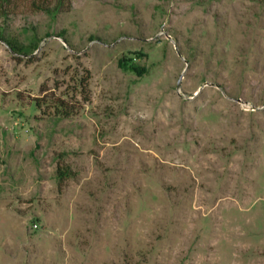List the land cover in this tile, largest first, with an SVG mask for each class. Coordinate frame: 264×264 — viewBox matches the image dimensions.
<instances>
[{
	"label": "rangeland",
	"instance_id": "obj_1",
	"mask_svg": "<svg viewBox=\"0 0 264 264\" xmlns=\"http://www.w3.org/2000/svg\"><path fill=\"white\" fill-rule=\"evenodd\" d=\"M52 1L0 8V264H264V0Z\"/></svg>",
	"mask_w": 264,
	"mask_h": 264
},
{
	"label": "trees",
	"instance_id": "obj_2",
	"mask_svg": "<svg viewBox=\"0 0 264 264\" xmlns=\"http://www.w3.org/2000/svg\"><path fill=\"white\" fill-rule=\"evenodd\" d=\"M9 3V0H0V8L5 7ZM69 9V0H53L52 3H48L47 6H40L38 10L44 11L48 16L54 18L59 14H63L67 12ZM0 40L5 42L12 50L15 52H20L21 50L18 47V43L11 39L5 38L2 33H0ZM79 89L81 93H83V83L80 82ZM46 100L43 98L39 99H32L31 103L36 108H50L52 110V114L58 118H69L76 110L74 105H69L63 98H56L52 99V103L50 105L51 100L48 97H45ZM74 175L66 166H58L56 168V178L58 183H62L63 181L72 178Z\"/></svg>",
	"mask_w": 264,
	"mask_h": 264
},
{
	"label": "water",
	"instance_id": "obj_3",
	"mask_svg": "<svg viewBox=\"0 0 264 264\" xmlns=\"http://www.w3.org/2000/svg\"><path fill=\"white\" fill-rule=\"evenodd\" d=\"M179 85H180V82L177 83V86H179Z\"/></svg>",
	"mask_w": 264,
	"mask_h": 264
}]
</instances>
